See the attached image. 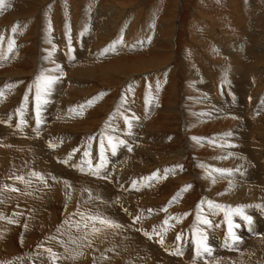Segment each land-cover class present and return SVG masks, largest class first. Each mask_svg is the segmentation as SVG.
<instances>
[{"label": "rangeland", "instance_id": "obj_1", "mask_svg": "<svg viewBox=\"0 0 264 264\" xmlns=\"http://www.w3.org/2000/svg\"><path fill=\"white\" fill-rule=\"evenodd\" d=\"M177 1L4 0L0 264H264V0ZM71 49L82 55L67 61ZM56 56L69 67L51 69ZM41 72L58 79L42 85L37 126ZM108 136L127 144L113 154ZM236 154L250 163L238 188ZM239 205L252 221L232 214V241L225 213ZM194 225L211 256L196 254Z\"/></svg>", "mask_w": 264, "mask_h": 264}, {"label": "snow or ice", "instance_id": "obj_2", "mask_svg": "<svg viewBox=\"0 0 264 264\" xmlns=\"http://www.w3.org/2000/svg\"><path fill=\"white\" fill-rule=\"evenodd\" d=\"M4 4V0H0V7H2ZM51 29V23L49 22V30ZM17 30V26L16 25H13L12 27V31L15 32ZM0 39H3L2 36H0ZM115 43V42H114ZM13 47H14V41L10 38L9 39V44H8V49H7V52H11L13 50ZM109 47H112L111 45ZM108 49H105V51H107ZM7 55V53H4L2 55H0V58H5ZM57 68H59V65H57ZM61 75H63V73L61 72ZM58 78L56 76H53V75H45L44 72H41L37 77H36V89H37V93H36V100H37V119H36V124L37 126H39L40 124V118H39V106H40V103H41V91H42V85H43V90L47 91V90H50L51 89V86L52 84L57 80ZM6 87H13V85H7ZM99 95H103V93L99 94ZM4 96V92L3 90H0V98H2ZM25 99H27V95L25 96ZM96 99V98H93V99H90L89 101H87V104L88 105H91L93 103V100ZM46 102V101H45ZM23 107V105H22ZM83 109V106H81V110ZM132 119H136L135 116L132 117ZM24 123V121H21V124ZM125 123H127L129 125V127H131V124L129 123V118L128 117H125ZM17 127H20V124H17ZM34 131L37 132V135H39V131L38 129H34ZM91 139V137L89 138ZM192 139L194 140H198L199 138L197 137H193ZM107 141H108V146L111 148L113 154H115L117 148L119 147V145H125L127 144V141L123 140V139H119V140H116V142H114V138L111 137V136H108L107 137ZM49 147H56V145L54 143H52L51 141L49 142ZM103 139H102V142H101V148H102V151H101V161L102 163L100 164H97L96 165V168L99 169L101 167H103V161H104V154H103ZM129 151H131V146L129 145ZM75 151V149L73 150ZM85 156H88V152L86 151L85 152ZM67 162V161H65ZM89 166H91V163L89 162ZM83 170V169H81ZM216 172H220V173H224V172H230L231 170H228V169H215ZM94 174H98V173H94ZM33 176H36V177H39L41 179H43V177H41L40 173H37V172H33L32 173ZM157 174L156 172L152 173V177H155ZM16 179L18 180H22L23 178L22 177H16ZM149 179H151V177H149ZM133 186H135V181L133 182ZM191 187L190 185H186L184 190H187V188ZM13 191H15L16 189H12ZM175 199V197L173 198ZM208 205L209 207H213V208H217V209H221L223 210L225 208L224 205H221V204H214L212 201H208ZM199 207V206H198ZM246 207L244 205H239L237 206L236 208H229V211L225 213V216H226V219L228 220V236L231 237V240L232 241H236L239 239V237H237L233 232H232V228H233V222L231 220V215L232 214H237L239 215L244 221L248 222L249 224H251V221H252V218L251 216H248L246 215L242 209ZM90 219L92 220H96V219H99V222L101 224H104V225H108V226H114V227H120V225L118 224H115L112 220H109V219H103V218H98V217H90ZM197 220L202 223V224H210L211 222L207 219V218H203L201 216H197ZM10 223L12 221H9ZM163 223L165 225H167L169 223V221L166 219L163 221ZM167 229H165L166 231ZM145 235H147V233H145ZM179 235L177 236V239H179ZM192 240H193V243L196 245V254L198 256L204 254V253H207V254H211L212 252V249L211 247L209 246L208 244V237L207 235L202 231L200 230L199 228H197L195 225L193 227V232H192ZM159 243L163 244L164 241H163V238L161 237ZM49 252H51V249H48ZM177 255H180L181 253L179 251H177L176 253ZM54 255V254H53Z\"/></svg>", "mask_w": 264, "mask_h": 264}, {"label": "bare ground", "instance_id": "obj_3", "mask_svg": "<svg viewBox=\"0 0 264 264\" xmlns=\"http://www.w3.org/2000/svg\"><path fill=\"white\" fill-rule=\"evenodd\" d=\"M24 1V3L25 4H28L29 6H35L36 8H38V7H40L39 5H41V4H44L45 2H46V0H23ZM74 1V3H75V0H73ZM85 1L86 0H79V5H84L85 4ZM122 1V0H121ZM56 2H57V0H56ZM244 2V1H243ZM260 2V1H259ZM135 3V2H134ZM249 3V2H248ZM251 3V2H250ZM255 3V2H254ZM109 4V3H108ZM118 4H120L119 2H118ZM118 4H115V6H117L116 8L117 9H122V8H119V5ZM256 4H258V3H256ZM76 8L78 7V5H77V3H76V5L75 4H73ZM112 5H114V4H112ZM111 5V6H112ZM74 6H73V8H74ZM87 6V5H86ZM177 6L178 7H181V0H178L177 1ZM120 7H122V6H120ZM31 8H33V7H31ZM35 8V9H36ZM83 8H86V7H83ZM89 7H87L86 9H88ZM131 8V7H130ZM80 8L78 7V10H79ZM140 9V8H139ZM137 10L136 9V11H133L134 12V14H139L140 15V13H142L140 10ZM42 10V9H41ZM77 10V9H76ZM135 10V9H134ZM34 11V10H33ZM84 11V10H83ZM87 11V10H86ZM107 11V10H106ZM122 11V10H121ZM124 11V10H123ZM122 11V12H123ZM56 12L58 13V14H56L58 17H60V14H61V9H59V8H57L56 9ZM104 12H105V9H104ZM130 12V11H129ZM198 12V11H197ZM85 13V12H84ZM111 13V12H110ZM117 14H119V13H117ZM130 14V13H129ZM201 14V13H200ZM62 15V14H61ZM124 15H126V14H124ZM131 15H132V13H131ZM204 15V14H203ZM13 16V15H12ZM79 16V15H78ZM109 16V15H108ZM121 16V15H120ZM119 16V17H120ZM128 16V15H127ZM127 16H125V17H127ZM210 16V15H209ZM14 17V16H13ZM57 17V18H58ZM80 17V16H79ZM124 17V16H123ZM129 17V16H128ZM75 19H74V21L76 20L77 21V18L76 17H74ZM116 18H117V16H116ZM137 18V17H136ZM136 18H134V19H132V21L134 22V26H135V24L136 23H138V19L136 20ZM212 18H214V16L212 17ZM219 18V17H218ZM79 19V18H78ZM82 19H83V21L84 22H87L88 20V17H82ZM118 19V18H117ZM206 19V18H205ZM57 20V19H56ZM216 20V18L214 19V21ZM116 22V21H115ZM75 23V22H74ZM110 23H112V22H110ZM215 23H218V21L216 22L215 21ZM76 24V23H75ZM139 24V23H138ZM78 25V24H77ZM76 25V26H77ZM216 25H218V24H216ZM69 26V25H68ZM67 26V27H68ZM140 26H142V25H140ZM84 27V26H83ZM101 28H103L102 26H101ZM106 30V29H105ZM102 31V29H100L98 32H101ZM97 32V33H98ZM121 35V34H120ZM193 35V34H192ZM229 35V34H228ZM81 36V35H80ZM173 41V37L171 38V42ZM86 43V42H85ZM145 44V43H144ZM210 44V43H209ZM208 45V44H207ZM263 47V46H262ZM208 48V47H207ZM71 50H73V51H76V50H79L80 51V53L79 54H75V52H73L72 51V53H69L68 55H70L69 57H66V58H70V59H67V61H72V60H75L77 57H79L80 55H82V49H71ZM4 53V52H3ZM57 54V53H56ZM8 55V54H7ZM45 55H47L46 53H43V56H45ZM51 56H53L52 54L50 55L49 54V60H50V58H51ZM84 56V55H83ZM88 56V55H87ZM103 56V55H102ZM262 57H264V55H261ZM8 57V56H7ZM7 57H6V59H7ZM53 58H55L54 56L52 57V59ZM65 58V59H66ZM60 59V60H59ZM2 60V59H1ZM64 59H61L59 56L57 57L56 56V61L55 62H57L56 63V65H59V68H62L63 67V65H64V63L66 62V60L64 61V63L62 62ZM7 61H9V60H7ZM44 61V60H43ZM52 61V60H51ZM78 61V60H77ZM144 62V61H143ZM6 63V62H5ZM60 63V64H59ZM264 63V62H263ZM4 64V63H3ZM118 64V63H117ZM56 65H54V66H51V69H53V68H56V70H57V67H56ZM67 65V64H66ZM78 65V64H77ZM65 66V65H64ZM68 66V65H67ZM67 66H65V67H67ZM120 66V65H119ZM122 66V65H121ZM125 66V65H124ZM132 66V65H131ZM69 67V66H68ZM93 67H86V68H84V69H81V71L79 70L78 72H80V74H84V75H89L90 74V72H94L95 70H93L92 69ZM113 68H115V66L113 67ZM112 68V69H113ZM92 69V70H91ZM116 70H117V66H116ZM113 72V71H112ZM122 72V71H121ZM129 72V71H128ZM225 73V72H224ZM79 74V75H80ZM125 74V73H124ZM95 75V74H94ZM127 76V75H126ZM232 76V75H231ZM112 77V76H111ZM230 80H232V78L230 79ZM230 82V81H229ZM234 82V81H233ZM243 83V82H242ZM198 84V83H197ZM204 84V83H203ZM228 84V83H227ZM236 84V83H235ZM235 84H232L231 86H230V88L231 89H233V88H235L236 86H237V84L235 85ZM241 84V83H240ZM205 86V85H204ZM207 86H209V85H207ZM246 86V85H245ZM243 87V88H241L242 90L243 89H246L247 88V86L246 87ZM229 89V88H228ZM235 89H237V88H235ZM53 90V89H52ZM203 90V89H202ZM232 91V90H231ZM241 91V90H240ZM234 92V91H233ZM229 93H230V91H229ZM243 93H246V92H243ZM49 95V94H48ZM211 101V100H210ZM213 101V100H212ZM231 102V101H230ZM229 102V103H230ZM245 103V102H244ZM244 103L242 102H240V103H235V104H232L233 106H231V112L230 113H235V114H237L239 111H237L238 109H240V108H242V106L244 105ZM211 104V103H210ZM223 107V106H222ZM244 109V108H243ZM219 111V110H218ZM217 111V112H218ZM226 111V110H225ZM237 111V112H236ZM259 112V111H258ZM226 113H227V111H226ZM229 113V114H230ZM1 115H3V114H1ZM210 115V114H209ZM234 115V114H233ZM241 115V114H240ZM51 120V119H50ZM257 121V120H256ZM47 131V130H46ZM58 136V135H57ZM230 152H232V151H230ZM240 152V151H239ZM238 152V153H239ZM232 156V155H231ZM236 156H237V154H236ZM227 159L229 158V156L228 157H226ZM231 158V157H230ZM237 158H238V160H240V162H241V166H243V165H245V164H247V167L246 168H244L241 172L240 171H237V173H232V176H235V178H236V180H234V181H236L235 182V184L236 185H238L237 186V188L238 187H241V184H242V181H244L245 180V178L249 175L248 173L250 172L249 171V169H250V167H248L249 166V164H248V161L247 160H249V158H247V157H243V158H241L240 156H237ZM241 159H243V160H241ZM91 161V160H90ZM236 162H237V159H236ZM239 164V163H238ZM246 166V165H245ZM252 166V165H251ZM232 172V171H231ZM230 176V175H229ZM228 176V177H229ZM231 179V178H230ZM256 180V179H255ZM234 183V182H233ZM243 183H245V182H243ZM231 186H233V185H231ZM234 188V187H233ZM247 188V187H246ZM249 188V187H248ZM251 188V187H250ZM253 188V187H252ZM235 189V188H234ZM242 189V188H241ZM240 189V190H241ZM254 189V188H253ZM250 190H252V189H250ZM238 193V192H237ZM247 193V192H246ZM259 196V195H258ZM255 197V196H254ZM264 197V196H263ZM264 201V200H263ZM247 213V212H246ZM261 216H260V214H257V216L255 217L256 219H255V221L257 222V224H259V220L261 219L260 218ZM260 218V219H259ZM259 219V220H258ZM262 220H263V218H262ZM262 223H264V222H262ZM256 224V225H257ZM260 226V225H259ZM263 227H264V225H263ZM262 227V228H263ZM246 236V235H245ZM245 238V237H244ZM209 242V241H208ZM216 243V242H215ZM217 244V243H216ZM215 246V245H214ZM211 256V255H210Z\"/></svg>", "mask_w": 264, "mask_h": 264}]
</instances>
